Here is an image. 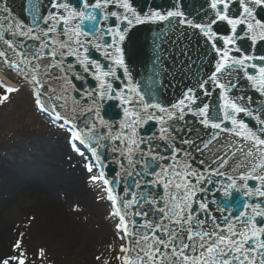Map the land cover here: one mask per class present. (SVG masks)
Listing matches in <instances>:
<instances>
[{
    "label": "snow or ice",
    "instance_id": "obj_1",
    "mask_svg": "<svg viewBox=\"0 0 264 264\" xmlns=\"http://www.w3.org/2000/svg\"><path fill=\"white\" fill-rule=\"evenodd\" d=\"M46 4L53 11L46 16L33 15L24 23L12 20L8 9L0 7V26L8 29L0 32V40L9 49L19 45L24 58L29 59V67L36 72L31 80L38 110L68 130L77 149L80 145L90 149L86 171H94L91 164L94 158L108 193L120 189L122 196L113 195L111 200L116 222L123 224L118 231L138 248L134 258L131 247L121 248L122 264H264V226L258 227V224L264 225V200L259 199L264 198V52L256 50L264 47V18L258 15L264 9V0H211L210 8L198 14V20L183 11L181 0H170L167 9L149 6L147 10L138 9L133 0H83L79 11L73 10L67 0H46ZM234 6L238 7V16L233 12ZM85 21L97 22L91 36L81 30ZM164 21L169 22L173 32L178 30L188 46L180 53L182 62L178 69L179 61L173 55L176 45L183 47V44L176 35L161 32L163 26L158 22ZM221 22L230 27V35L215 32L214 26ZM137 25L153 26L150 31L155 33L150 37L151 45L147 43L148 36L143 38L142 46L152 52L151 60L155 63L152 72L141 74L140 81L124 58V43L126 39L132 42ZM9 32L12 42L7 38ZM190 36L197 38V45L200 40L204 43L194 57L189 51ZM165 41L173 45L172 52L167 53L168 60L164 59ZM241 41L248 42L247 49L240 46ZM49 49L52 58L57 60L53 72L57 77L63 74L64 96L57 95L55 90L49 92L48 85L38 79L40 69L50 75L48 63L41 61V55L47 57ZM92 52L99 54L98 58H91ZM185 52L190 59L185 58ZM0 57L5 58L9 70H15L27 82V67L13 63L5 51H0ZM32 60L40 62L31 64ZM161 61L169 72L175 70L173 81L180 77L181 98L171 104V109L160 104L163 76L167 75H162L157 86L155 73ZM89 76L96 81L95 87L89 84ZM242 82H246L245 87L254 96L241 88ZM69 90L71 109L67 100ZM45 93H48L46 100ZM106 99L128 105L124 109L125 116L129 117L127 129L123 131L126 140L112 135L115 129H107L105 134L98 102ZM61 100L63 103H58ZM210 105L216 106L220 113L212 121ZM249 120L254 122V128L249 126ZM153 121L160 123V133L145 138L138 129ZM197 122L203 126L202 136L194 131ZM151 126L154 128L155 124ZM222 134L224 144H221ZM193 135L195 139L191 138ZM228 136L236 143L228 141ZM77 141L80 143L76 144ZM125 148L131 157L126 162ZM236 151L245 155L246 160L232 166L228 155ZM107 152L114 154L108 159L119 163L124 170V173L116 172L111 179L105 175V166L114 168V164L102 159ZM206 153L210 160L201 159ZM181 154L186 161L182 171ZM197 159L205 167H197ZM249 181L258 184L252 188ZM161 184L167 196L163 203L159 192L152 195V188H159ZM206 185H213L225 197L232 191L241 193L246 201L243 207L250 211L240 212L235 219L225 215L221 224L211 212V205L216 201L207 202L206 194L211 189ZM253 198L256 201L250 202ZM224 211L217 207V212ZM154 212L157 215L153 219ZM137 217L144 218L143 225ZM137 225L147 230L141 240H136L141 236ZM14 247L19 249L21 245L17 243ZM169 256L170 262L165 259ZM11 260L25 264L24 253L20 252L18 259L3 258L0 264H10Z\"/></svg>",
    "mask_w": 264,
    "mask_h": 264
},
{
    "label": "water",
    "instance_id": "obj_2",
    "mask_svg": "<svg viewBox=\"0 0 264 264\" xmlns=\"http://www.w3.org/2000/svg\"><path fill=\"white\" fill-rule=\"evenodd\" d=\"M82 2H83V0H67V3H69L70 7L73 10H77V11L82 9ZM133 3L138 9L147 10V8L149 6H154L157 9H167L170 5V0H133ZM181 3L183 6V11L186 14H188L191 18L198 20L199 19L198 14H202L204 11H207L210 8L211 0H181ZM41 5H43L44 7L41 8ZM0 7H6L8 9V14H9L10 18L12 20H18L21 23H24L26 21H30V19L33 15L42 14V15L46 16L49 11H53L52 9H50L47 6L46 0H0ZM238 11H239L238 7L234 6L233 12L236 13L237 16H238ZM258 15H259V17L264 18V9L259 10ZM61 23H62V21H61ZM158 23L162 24V26H163L161 28V32L167 31L169 35H173V34L176 35V38L180 39L181 44H183V47H181L180 45H176L177 51L173 55V59L179 61L176 64V69H178L179 63L182 62L180 60V53L182 51H185V49H187L188 46L186 43H184L182 38L178 35V30L173 32V30L170 29V25H169L168 21L158 22ZM172 23L174 24L175 21H172ZM97 26H98L97 22L89 23V22L85 21L81 25V30L84 32H88L91 36V34H93L95 32V29ZM151 27H153V26L137 25L136 28L133 30L135 32V35L132 36V42L129 43V41L126 39V41L124 43L125 62L127 64V66L130 68V70L134 74H137L136 75L137 81H140L142 79L141 74H146V73L153 71L152 64L155 63V61L151 60L152 52L147 50L146 48H144L142 46L143 38L145 36L149 37L147 43H148V45H151L150 37L152 35H155L154 32L150 31ZM214 30L219 35H230L231 34L230 27L227 26L225 22H221V23L216 24L214 26ZM7 31H8V29L5 26H0V32H7ZM190 32H191V30H189V33ZM7 38L9 39V42H12L13 38L11 37L10 32L8 33ZM67 38L68 37H64V39H67ZM75 38H76L75 34H73V39H75ZM189 38L191 40V46H192L191 49H189V51H192V56L194 57V56H196L197 52L204 47V43H203V40H200L199 45H197V38L196 37L190 36ZM17 39H22V38H17ZM220 43L222 44V42H220ZM240 46L244 49H247L248 48V42L241 41ZM165 48L167 49V52L164 55V59L168 60L167 53L172 52L173 45L169 44L167 41H165ZM19 49H20L19 45H17L13 49H9L7 47V45L4 43V41L0 40V51L7 52L9 60H11L13 63H17L18 65H24L25 67L28 68V80H27V82H24V77L19 75L15 70H9V65L5 61L4 57H0V76L3 79H5L6 81L12 82L15 85L28 87V89H30L35 96L36 89L32 86L31 76L36 74V72L29 67V59H25L24 54ZM256 50L258 52H264V47H258ZM40 51H41V53L43 52L42 49ZM98 55L99 54H97L95 52L90 53V57L93 59L98 58ZM185 58L190 59V57H187V52H185ZM41 61L48 63L47 71L50 75H46L44 73V70L40 69L38 79H40L46 85H48L49 92L55 90L57 95L64 96L65 95V84H64L63 79H62L63 74L60 73L59 77H57L55 75V73L53 72V66L57 64V60L52 58L51 49L48 50V56L47 57H44L43 55H41ZM39 62L40 61L32 60L31 64H36ZM169 67H172V61L171 60H169ZM213 67H214V65H213ZM57 71H58V68H57ZM165 73L167 75L163 76L164 88L160 89L161 96L159 97V99H160L161 106L166 107L168 109H171V104L172 103H178L179 98H181L180 91H179V89L181 87L180 77L177 76V79L175 81H173V75L176 74L175 70L173 72H169V69L165 68L163 66V61H161V63L159 65H157V71L155 73V79H156L157 86L160 84L161 79H162V75ZM147 82L148 81L146 80L145 83H147ZM89 84L93 87L96 86V81L91 76H89ZM169 84H171V87L168 86ZM245 84H246V82H242L241 88L244 91H246L248 95L254 96L255 93H253L251 90L247 89L245 87ZM218 91L219 90H217V92ZM47 96H48V93H45V95H44L45 100L47 99ZM67 100H68L69 108L71 109L72 93L70 90L67 91ZM58 103H63V101L61 100ZM49 107H51V104H49ZM94 107H97V106H94ZM125 107H128V105L122 106L119 100H107L106 99L103 102H98V110L100 113V119H102L104 122L103 126L106 129V132H105L106 135L108 134L107 129H115V131L112 132V135H114V136L119 135V136H121L122 139L126 140V137L123 136V131L127 129V120L129 119V117L125 116V113H124ZM35 109H36V105H35ZM154 111H158V110H154ZM44 115L47 116L46 114H44ZM41 116L45 119H48V118L44 117L43 115H41ZM218 116H220V113L217 110V107L210 105V114H209L210 121L215 120ZM48 120H50V119H48ZM247 122H248L250 127H253V128L255 127L254 122H252L250 120ZM152 124H155L154 128L151 126ZM121 125L124 126V129L121 128ZM81 126H83V125H81ZM98 126H99V121H98ZM202 128H203V126L197 122V125L194 126L195 133L202 136L203 135V133L201 132ZM138 131L145 138L152 136L154 134L158 135L160 133V123H157L155 121L150 122L147 125L140 126ZM205 131H208V129H205ZM130 134L131 133L129 132V135ZM191 138L195 139L196 136L193 135ZM204 139L206 140L207 137H204ZM227 139H228V141H231L232 143H236V140H233L231 136H228ZM225 142L226 141L224 140L223 134H222L221 135V144H224ZM80 147H82L83 149L86 148L88 150V152L90 153V149H88L86 145H80ZM121 147H123V144H121ZM229 147H231L230 144H229ZM216 148H220V145H217ZM215 150L216 149H213V151H215ZM133 151H135V150H133ZM89 153H87V154L89 155ZM112 155H114V154L111 152H107L105 154V156L102 157V159L107 160L108 164H114V168L113 167H107V165L105 166L106 167L105 175L107 176L108 179H111L112 176L116 174V172L124 173V170L120 168L119 163H116V162L108 159V157H110ZM124 155L126 158L125 162L127 161V159L131 158L129 155L128 149H126V148L124 149ZM118 159H119V156H117V160ZM201 159H209L210 160V157L206 153L205 157H203ZM228 160H229L230 164H232V166H236V165H240V164L244 163L246 160V157H245V155L240 154L238 151H236L235 153L228 155ZM248 162L250 163V160ZM185 163H186V161L184 160V156H183V154H181V163H180V170L181 171L183 170ZM169 165L172 166L170 159H169ZM195 165L197 167H205L204 165L200 164L199 159H197L195 161ZM98 168L100 171L101 169H100L99 165H98ZM125 178L127 179L126 174H125ZM133 179H135V177H133ZM151 179H155V177H152ZM257 184H258L257 181H249V186L252 188H254ZM206 187L211 189V191L206 194L207 202H211L213 200L216 201L215 204L211 205V212L214 213L219 218L221 224H224L223 217L225 215H232L233 219H235L236 216H239L240 212L250 211V210H246L243 207V205L246 201H245L244 196L241 193H238L236 191H232L230 196L225 197L223 195V192L217 191L213 185H206ZM107 189H108V187H107ZM133 190L138 191L136 189H133ZM145 191H147L146 188H145ZM173 191H175V189H173ZM157 192H159L160 196L163 198L161 200V203H163V200L167 199V196L164 195L162 184L159 186V188H156V187L152 188V195H155ZM110 195H111V198L113 195H117L118 198H120L122 196V193H120L119 188H116L110 193ZM158 198H160V197H158ZM259 199L264 200V198H259ZM255 201H256V198H253V200L250 202H255ZM133 207H135V204H133ZM217 207L223 208L225 210L224 213L221 214V213L217 212ZM138 210L139 209H137V211ZM128 215H129V221H128L129 232L131 233L132 232V221H131L132 212H131V209L129 210ZM156 215L157 214L155 212L152 213V218L154 219L156 217ZM201 216H203V213H201ZM137 219L140 220L141 225L144 224V218L143 217H137ZM173 219H175V218H173ZM122 226H123V224H122ZM259 226H264V225L258 224V227ZM136 227L141 232V236L136 237V240H141V237L143 236L144 232L147 230L142 229L140 227V225H137ZM176 227L179 228L178 225ZM226 228H227V225L225 224L224 229H226ZM149 235H151V233H149ZM124 238H125L126 243H127L126 247L127 248L131 247L133 249L132 250V257L134 258L136 256V251L138 250L137 245L134 242L129 241V239L126 236H124ZM151 243L154 244L155 241L152 240ZM189 254L191 255V253H189ZM125 255H127V254L125 253ZM165 259L170 262L171 257L170 256L165 257ZM258 259H259V257H257V260ZM135 264H138V262H135Z\"/></svg>",
    "mask_w": 264,
    "mask_h": 264
},
{
    "label": "bare ground",
    "instance_id": "obj_3",
    "mask_svg": "<svg viewBox=\"0 0 264 264\" xmlns=\"http://www.w3.org/2000/svg\"><path fill=\"white\" fill-rule=\"evenodd\" d=\"M0 81L11 89H19L1 76ZM65 138L63 132L59 136L37 140L36 146L31 142L24 145L25 141H22L0 149V260L9 256L8 245L14 239L20 217L32 219L40 232L44 229L56 236L77 234L81 225L76 224V220L80 217L78 221H81L82 216L93 218L90 198L74 182V179L78 180L75 172L66 170L70 160L83 161L84 158L71 151ZM86 161L88 159L84 161L87 168ZM91 164L94 171H87L84 179L89 182L86 186L92 200L98 202L104 208L105 216L111 219L110 203L106 200L111 195L99 177L98 165L94 168L92 161ZM126 244L124 242V248Z\"/></svg>",
    "mask_w": 264,
    "mask_h": 264
},
{
    "label": "rangeland",
    "instance_id": "obj_4",
    "mask_svg": "<svg viewBox=\"0 0 264 264\" xmlns=\"http://www.w3.org/2000/svg\"><path fill=\"white\" fill-rule=\"evenodd\" d=\"M65 130L60 124L43 118L36 111L35 100L28 88L21 86L7 95L0 86V149L10 143L22 141H25L24 145L30 142L34 144L37 140L49 139L64 132L71 151L79 158L81 155L84 158L83 161L70 160V167H66V170L75 172L78 180L74 179V182L90 198L94 209V219L82 216L81 221H78L80 217L76 220L77 223L74 221L81 225L77 234L66 233L59 236L44 229V232H40L32 219L20 217L16 222L14 239L8 245L10 251L6 258L18 259L19 253L23 252L25 264H121L120 250L124 248V242L118 231L119 225L115 223L116 217L111 211V219L105 216L104 208L92 200L86 186L89 181L84 179L87 176L84 161L89 157L83 150L77 149L69 131ZM17 243L21 245L19 249L14 247ZM41 252L44 253L43 256L40 255ZM10 264H16V260H11Z\"/></svg>",
    "mask_w": 264,
    "mask_h": 264
}]
</instances>
